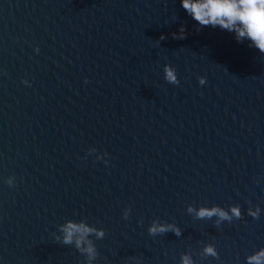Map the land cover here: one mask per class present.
Segmentation results:
<instances>
[{
  "label": "water",
  "instance_id": "obj_1",
  "mask_svg": "<svg viewBox=\"0 0 264 264\" xmlns=\"http://www.w3.org/2000/svg\"><path fill=\"white\" fill-rule=\"evenodd\" d=\"M181 3L0 0V264H86L54 239L69 221L104 230L93 264H246L264 248V54L197 31ZM236 205L219 228L187 212ZM154 220L182 235H149Z\"/></svg>",
  "mask_w": 264,
  "mask_h": 264
},
{
  "label": "clouds",
  "instance_id": "obj_2",
  "mask_svg": "<svg viewBox=\"0 0 264 264\" xmlns=\"http://www.w3.org/2000/svg\"><path fill=\"white\" fill-rule=\"evenodd\" d=\"M181 6L200 26L197 31L209 26L212 28L218 27L234 33L238 43L243 42L245 39L249 40L251 42L250 47H255L261 54H264V0H182ZM179 32V35L173 34V38L185 39V28L183 26ZM160 39L164 40L166 37L162 36ZM163 72L167 83L179 84L175 68L165 65ZM23 83L28 82L23 81ZM199 84L204 85L205 80L199 79ZM95 151V149H90L89 154ZM6 183L9 187H14V177L9 178ZM257 183L259 182L257 181ZM187 212L194 214V219L198 220H211L213 217H218L214 223L217 228L220 227L223 221L232 223L233 218L236 220L242 218L239 205L230 208L231 215L219 206H212L211 208L201 206L198 211L189 206ZM260 214L261 209L259 206L255 208V211L251 208L248 209V215L253 219H259ZM124 219H128L127 214H125ZM59 231L62 233V237L55 236V241L65 246H74L81 255L86 257V264H93L98 258V250L89 237L95 235L97 240H101L105 237L104 230H97L85 221H69L61 226ZM169 232H173L177 237L182 235L180 228L176 225H161L156 220L148 228V234L151 236L163 235ZM203 253L206 257L219 258L213 245L205 246ZM181 264H194V261L190 255H182ZM246 264H264V248H260L254 254L247 256Z\"/></svg>",
  "mask_w": 264,
  "mask_h": 264
}]
</instances>
